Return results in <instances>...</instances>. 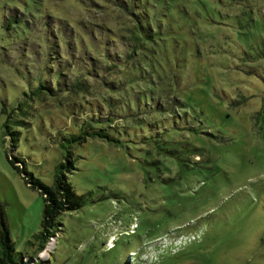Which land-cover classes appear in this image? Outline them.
<instances>
[{
    "label": "rangeland",
    "instance_id": "rangeland-1",
    "mask_svg": "<svg viewBox=\"0 0 264 264\" xmlns=\"http://www.w3.org/2000/svg\"><path fill=\"white\" fill-rule=\"evenodd\" d=\"M0 24L14 264H264V0H0ZM66 156L84 204L39 248L6 157L50 186Z\"/></svg>",
    "mask_w": 264,
    "mask_h": 264
},
{
    "label": "trees",
    "instance_id": "trees-1",
    "mask_svg": "<svg viewBox=\"0 0 264 264\" xmlns=\"http://www.w3.org/2000/svg\"><path fill=\"white\" fill-rule=\"evenodd\" d=\"M113 5V4H112ZM114 6L118 9H124L125 7L123 5L114 4ZM126 10V9H125ZM134 9L131 6L130 9H128V13L133 17L134 25H133V32L129 30L128 35H130V41L134 39V42L131 43L130 49L123 60H129L130 56L133 54V52L139 47H141L139 38L144 37L145 32H149V29L147 27H143L142 25L139 27L138 23V17L134 12H132ZM6 23L1 22L4 24L2 27L4 30L5 28H9L10 24L7 20H5ZM136 23V25H135ZM1 29V24H0ZM8 31H11L7 29ZM9 34V33H8ZM109 61L108 56L105 57ZM110 65L111 62H109ZM98 70V68H97ZM99 138H103L102 134H98ZM77 139V138H76ZM73 138L72 140H76ZM66 156L61 162L58 163V165L55 167V173L53 176V181L50 186H46L42 184L38 179L33 178L29 173L25 171L24 168V161L21 159H17L15 157H6V160L8 164L12 167L13 170H15L18 174L25 175L24 179L25 184L33 190H36L42 198L43 201V207L41 211V221H40V231L33 236V239L38 242V247L42 248L43 244L46 240H48L50 237H53L56 232L52 230L54 226L55 219L65 213V212H72L79 208H81L84 204V197L80 195H76L72 188L69 186V184L66 182L65 178V172H70L72 168V164L70 161L67 160ZM18 165L21 167L18 168ZM57 225V230H58ZM14 252H13V246L8 236V230L7 226L5 224V220L3 217L2 209L0 208V264H14Z\"/></svg>",
    "mask_w": 264,
    "mask_h": 264
},
{
    "label": "water",
    "instance_id": "water-1",
    "mask_svg": "<svg viewBox=\"0 0 264 264\" xmlns=\"http://www.w3.org/2000/svg\"><path fill=\"white\" fill-rule=\"evenodd\" d=\"M32 260H28L27 262H20V263H17V264H29L31 263Z\"/></svg>",
    "mask_w": 264,
    "mask_h": 264
}]
</instances>
